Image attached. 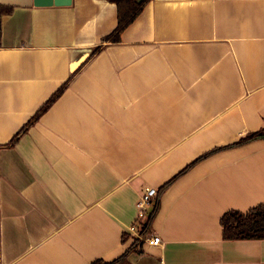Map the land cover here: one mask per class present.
Masks as SVG:
<instances>
[{"label":"crops","instance_id":"0c3cea01","mask_svg":"<svg viewBox=\"0 0 264 264\" xmlns=\"http://www.w3.org/2000/svg\"><path fill=\"white\" fill-rule=\"evenodd\" d=\"M0 6V264L111 261L164 185L146 235L161 244L130 264H264V239L224 240L219 223L264 203V137L232 145L264 130V0H149L89 60L113 3Z\"/></svg>","mask_w":264,"mask_h":264},{"label":"trees","instance_id":"16d2710c","mask_svg":"<svg viewBox=\"0 0 264 264\" xmlns=\"http://www.w3.org/2000/svg\"><path fill=\"white\" fill-rule=\"evenodd\" d=\"M113 3L116 8V26L101 40V43L95 46L87 60L99 53L107 44H117L120 42L121 33L135 20L141 13L142 9L149 0H108ZM12 8L0 6V17L3 14H8ZM1 36V29H0ZM70 78L60 85L50 97L38 108V110L28 119V121L20 128V130L6 143L3 147H13L19 138L32 127L39 117L60 97L67 88ZM264 130L247 133L232 145H241L249 141L263 138ZM166 187L164 185L159 191H156L150 205L148 206L145 215L142 219L135 222L136 235L132 238V242L124 252L117 258L111 261L102 259L94 260L90 264H130L127 260L131 253H141L140 249L142 238L145 237L151 229L152 219L158 208L159 194ZM221 226V237L224 240L237 239H264V203L250 208L246 212L237 210L225 211L219 220ZM129 237L128 233L122 234V242H125Z\"/></svg>","mask_w":264,"mask_h":264},{"label":"built area","instance_id":"2783aa9c","mask_svg":"<svg viewBox=\"0 0 264 264\" xmlns=\"http://www.w3.org/2000/svg\"><path fill=\"white\" fill-rule=\"evenodd\" d=\"M146 205H148L146 203L145 199H140V201L137 203V213L135 216V220L133 221V223L129 226L127 232L129 233V236H134L136 235V231H135V222L139 219H142L145 215V211H146ZM146 241L150 246H159L161 244V240L159 238V236L156 235H152L151 237H143L142 241Z\"/></svg>","mask_w":264,"mask_h":264},{"label":"rangeland","instance_id":"374dc122","mask_svg":"<svg viewBox=\"0 0 264 264\" xmlns=\"http://www.w3.org/2000/svg\"><path fill=\"white\" fill-rule=\"evenodd\" d=\"M144 193H145V192H144ZM145 195H146L147 197H146ZM141 199H142V200H143V199L146 200V203L148 204V205H146V206H149V205H150V203H149L150 200L148 199V194H143V196L141 195ZM147 235H148V234H147ZM131 237L133 238L134 236H131ZM129 240H131V239H130V238H127V239H126V242L129 241ZM131 242H132V240H131ZM130 244H131V243H130ZM129 246H130V245H129Z\"/></svg>","mask_w":264,"mask_h":264},{"label":"water","instance_id":"95a60500","mask_svg":"<svg viewBox=\"0 0 264 264\" xmlns=\"http://www.w3.org/2000/svg\"><path fill=\"white\" fill-rule=\"evenodd\" d=\"M84 58H85V57H84ZM80 62H81V61H80ZM80 62H79V63H80Z\"/></svg>","mask_w":264,"mask_h":264}]
</instances>
